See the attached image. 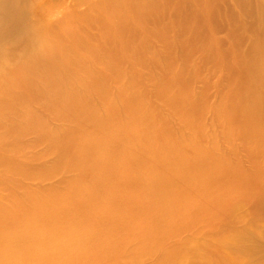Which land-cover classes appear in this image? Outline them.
Listing matches in <instances>:
<instances>
[{
  "label": "bare ground",
  "instance_id": "bare-ground-1",
  "mask_svg": "<svg viewBox=\"0 0 264 264\" xmlns=\"http://www.w3.org/2000/svg\"><path fill=\"white\" fill-rule=\"evenodd\" d=\"M41 6L49 7L45 9L50 10V13L44 14L50 26L33 39L35 44L30 52H25L24 56H14L17 61L11 62L13 58L10 59L9 64L12 66L0 68V264H187L183 257L195 252V247L201 244L198 236L194 235L212 237L215 234L213 228L209 232V228L202 233L196 230L194 235L174 239L180 229L167 226L166 223L155 232L156 236L150 233V229L156 228L158 224L156 220L140 225L130 224L129 227L125 224L116 232H127L142 243L137 251L129 252L130 249L125 246L103 243L99 238L107 234L92 237L81 230L85 217L92 224L97 223L95 211L100 207L99 204L87 211L80 205L69 208L35 191V204L30 206L26 200L14 198V194L30 188L19 182L21 176L30 174L35 159L42 157L37 165L46 169L48 166L51 169L79 167L78 161L87 158L84 147L90 142L80 146L65 141L69 129H54L46 121L48 115L54 120L75 118V114L79 117L78 111L88 115L90 112L87 108L94 106L90 93L95 89L104 95L107 104L106 119L103 120H109L115 114L112 101L116 98V92L124 93L111 86L135 88L142 85L139 72L133 70L124 73L129 67L134 69L135 65H142L147 70L164 71L163 66L156 62L160 57L168 56L172 60L171 56L176 54L187 60L201 41L199 56L208 59L225 54V58L229 52L226 39L233 38L241 42L246 39L245 32H248L247 36L254 42L243 54L262 53V60L256 68L264 70V41H260L259 37L261 32L259 29L254 32L247 30L248 23L254 21V16L260 10L262 12L264 0H40L38 7ZM252 7L255 11H252ZM243 15L249 19L243 18ZM12 51L10 49L8 53L12 54ZM148 55L155 59L148 61ZM251 60L254 61L253 58ZM253 66L251 63L250 67ZM182 68L184 65L168 66V69L176 71ZM3 76L4 80L1 79ZM202 91L203 94L194 97L189 87L183 88L178 92L181 101L175 107L183 113L188 112L196 99L198 104L194 108L201 102L203 107L213 110L220 119L231 118V112L228 111L234 108L242 114L243 108V120L242 117L238 120L227 119L223 126L235 129L237 136L250 144V153L263 160L264 95L258 96L255 90H250V94H243L247 103L241 106V102H237L236 107L229 90H219L220 100L215 103L208 101V89L203 87ZM238 96L240 94L236 98ZM140 97L136 94L133 101L137 102ZM119 98L125 103L130 100L123 95ZM89 117L88 120L103 118L91 116V113ZM168 125L161 124L154 131L156 139L165 135V130H169ZM190 125L191 120L183 123L186 127ZM202 127L200 123L201 130ZM201 130L194 133L191 143L184 138L187 145L179 144L177 153L166 160L164 156L159 157V162L170 163L174 173L181 177L190 171L191 174L192 170H208L210 176L207 180L194 172L196 184L210 186L218 180V176L225 179L227 187L221 192L222 197L215 200L217 204L228 206V214L235 213L233 209H236L238 201L241 206L243 201L245 204L250 203L252 196H246V190L249 189L252 195L263 196V168L257 162L253 163L256 173L253 167L248 171L246 168L243 170L238 163L234 166L224 164L222 161L227 158L225 153L219 152L216 156L209 148L198 145L206 137ZM72 132L70 130V135H73ZM37 143L45 147L44 152L36 154L32 151ZM156 150L153 149V156ZM190 151L193 156L187 154ZM199 156L204 157L199 160L194 158ZM45 176H50V173ZM156 178L159 180L151 182L156 190L166 189L170 184L161 180L163 176ZM249 209L246 207L239 215L244 217ZM197 210L194 208V211ZM258 210L264 219V212L260 208ZM254 211H257V207ZM20 216H27L28 220L21 221ZM158 221L163 222V218L160 217ZM113 223L109 222L111 225ZM39 225L45 228L44 232L37 231ZM164 230L169 235H164ZM231 231L238 241H250L253 238L240 226H232L229 228ZM253 242V251L259 252L262 249L260 242L256 238H253ZM77 244L81 251L96 248L98 253L93 258H84L80 250H72ZM140 260L145 262L141 263Z\"/></svg>",
  "mask_w": 264,
  "mask_h": 264
},
{
  "label": "rangeland",
  "instance_id": "rangeland-1",
  "mask_svg": "<svg viewBox=\"0 0 264 264\" xmlns=\"http://www.w3.org/2000/svg\"><path fill=\"white\" fill-rule=\"evenodd\" d=\"M39 1L0 0V68L12 66L9 64L10 59L13 58L11 62H16L15 57L30 52L35 44L33 39L50 26L44 14V12L50 13V10H46L49 7H38ZM252 8V11H255V8ZM261 9L262 12L260 10L254 16V21L247 22V30L254 32L259 29L260 41L263 42L264 8ZM242 17L249 19L247 15ZM247 34L249 33L245 32L246 39L241 42L233 38L226 39L229 52L225 58V54L219 58L210 56L208 59L199 56L198 49L203 43L201 41L196 44L187 60L176 54L171 56L172 60L168 56L160 57L156 62L163 66L164 71L161 69L147 70L142 68V65H135L134 69L129 67L124 73L133 70L139 72L142 85L135 88L125 85L111 86L124 93L116 92V98L112 101L115 114L109 120H103L106 119L104 117L107 104L104 95L95 89L90 93L94 106L91 109L87 108V111L91 113V116L97 115L99 118L103 117L102 119L88 120L90 113L83 115L79 111V117L75 114V118L67 120H54L48 115L49 119L46 121L50 122L54 129H69V135L65 137V141L80 146L90 142L84 147L87 158L79 160V167L74 169L65 166L63 169H51L49 166L48 169L47 167L42 168L37 165L42 157L35 159L30 174L25 177L21 176L19 182L30 188L25 192H15L14 198L26 200V204L32 206L35 204L33 197L37 191L48 199H56L61 206H69V208L80 205L87 211L99 204L100 207L95 211L97 223L92 224L85 217L81 230L92 237L107 234L106 237L99 238L103 243L110 242L114 246H125L130 249L129 252L137 251L142 243L132 238L129 233H118L116 230H120L125 224L129 227L156 220L158 224L156 228L150 229L151 235L156 236L155 232L167 224V226L176 227L177 230L180 229L174 239L194 235L196 230L202 233L208 228V232L211 228L214 229L217 236L215 234L212 237L194 235L198 236L201 244L195 247V252L183 257L187 264H264V219L261 217V211L258 210L260 208L264 212V195L260 198L256 194L252 195L249 189V191L246 190L245 195L252 196L250 203L245 204L243 201L241 206V202L238 201L236 209H233L235 213L228 214V206L217 204L215 200V198L222 197L221 192L227 187L225 179L218 176V180L210 186L209 184H196L194 175H202V178L207 180L210 176L208 170L203 169L199 172L192 170L191 174L190 171L181 177L174 173L170 163L162 164L158 160L163 156L165 160L169 159L177 153L180 149V147L177 149L179 144L191 143L194 133L201 130V123L203 125L201 132H204L206 137L200 140L199 146L209 148L216 156L219 152L225 153L227 158L222 162L228 166L238 163L243 170L253 167L252 170L257 173L255 164H253L257 162L260 168H263L264 176V165H262L264 159L260 160L259 157H254L250 153V144L238 137L235 129L223 126L227 119L238 120L242 117L243 120L245 118L243 108L242 114L234 108L228 111V113L231 112V118L220 119L213 110L203 107L201 102L194 108L198 104L196 99L193 100L194 106L188 112L183 113L175 107L181 101L178 92L186 87H189L194 97L203 94L202 90L205 87L208 89V101L211 103L220 100L219 90H229L235 106L237 102H241V106L247 103V98L243 94H250V90H255L258 96L264 95V70L256 68L263 55L262 53L243 54L251 48V43L254 42ZM213 35L221 36L222 34ZM10 49L13 50L12 54L8 53ZM252 58L254 61L251 60ZM147 59L150 61L155 58L148 55ZM251 63L254 64L253 67H250ZM169 64L184 65V68L180 71L170 70L168 69ZM4 78L3 76L1 79L4 80ZM154 81H157L155 85ZM136 94L141 96L137 102L133 101ZM237 94L240 96L236 98ZM120 95L127 96L130 99L129 102H122ZM203 97L206 99L205 94ZM197 100L200 101L199 98ZM83 110L85 111V108ZM186 120H191L190 127L183 126ZM161 124H169V130H165L164 137L156 139L154 131L158 130ZM70 130L73 131V135H70ZM184 138L188 142H185ZM156 148L157 153L153 156V149ZM44 150L45 147L38 143L32 149L36 154ZM187 154L193 156L191 151ZM48 156L43 157L48 158ZM203 157L194 158L199 160ZM49 173L50 176L46 177L45 175ZM157 176H163L161 180L170 183L166 189L156 190L151 186L153 180H159ZM58 190L60 191L57 192ZM54 194L57 195H55L56 198ZM246 207L250 208L248 215L241 217L239 214L243 213ZM256 207L257 211H254ZM194 208L198 210L194 211ZM160 217L163 218V222L158 221ZM19 220L26 221L28 217L20 216ZM111 221L114 225L109 224ZM232 226L244 228L250 236L260 242L262 249L259 252L253 251V238L250 241H238L234 238V233L229 232ZM44 229L41 225L37 226L38 232H44ZM163 233L169 235L165 230ZM172 235H174L173 232ZM79 248L80 245L77 244L72 250L75 252L76 249L80 250ZM80 252L82 257L90 259L95 257L98 250L92 248L86 251L80 250ZM77 260H80V255L77 256ZM140 262H145V260H140Z\"/></svg>",
  "mask_w": 264,
  "mask_h": 264
}]
</instances>
